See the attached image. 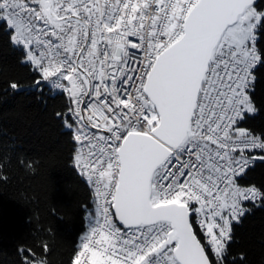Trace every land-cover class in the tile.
Wrapping results in <instances>:
<instances>
[{
  "label": "snow or ice",
  "instance_id": "6c2138e0",
  "mask_svg": "<svg viewBox=\"0 0 264 264\" xmlns=\"http://www.w3.org/2000/svg\"><path fill=\"white\" fill-rule=\"evenodd\" d=\"M261 27L256 0H0V28L67 93L73 166L94 187L71 264H237L233 224L264 207V187L239 183L264 161V132L240 126Z\"/></svg>",
  "mask_w": 264,
  "mask_h": 264
},
{
  "label": "trees",
  "instance_id": "16d2710c",
  "mask_svg": "<svg viewBox=\"0 0 264 264\" xmlns=\"http://www.w3.org/2000/svg\"><path fill=\"white\" fill-rule=\"evenodd\" d=\"M256 35L257 47L264 49V27ZM24 58L22 46L0 28V264H24L25 256L30 264H71L92 207L91 190L73 166L76 145L61 115L66 97L49 89ZM254 75L256 111L240 126L260 133L264 65ZM239 183L264 187V161L256 160ZM229 251L237 264L241 258L243 264H264V207H252L233 224Z\"/></svg>",
  "mask_w": 264,
  "mask_h": 264
},
{
  "label": "built area",
  "instance_id": "2783aa9c",
  "mask_svg": "<svg viewBox=\"0 0 264 264\" xmlns=\"http://www.w3.org/2000/svg\"><path fill=\"white\" fill-rule=\"evenodd\" d=\"M100 3H104V0H100ZM129 39L132 40V41H135L136 38H135V37H131V38H129ZM32 68H34V67L32 66ZM53 81H54V78H53L52 80L48 81V82H45V81H43V82H44V83H45L50 89H52V90H54V91H56V92H58V93H61V94H63V95L66 97V99H67V103H68V104H67V108H66V114H67L68 108L70 107V103H69L68 95H67V93L63 92L61 89H54V88L52 87V83H53ZM65 83H66V82H65ZM76 147H77V146H76ZM77 170H78V172H79V169H77ZM79 174H80V172H79ZM80 175H81V174H80ZM81 177L86 181V183H87L89 189L91 190V202H92V207L87 211V213H86L85 216H84V223H85V227H86V229H85L84 234L81 235V236L78 238L79 248H80V244H81L82 237L88 232V229H89V225H90L89 212H90V210H92V209L94 208V196H95L93 185L90 184V183L87 181V179H86L85 177H83L82 175H81Z\"/></svg>",
  "mask_w": 264,
  "mask_h": 264
},
{
  "label": "rangeland",
  "instance_id": "374dc122",
  "mask_svg": "<svg viewBox=\"0 0 264 264\" xmlns=\"http://www.w3.org/2000/svg\"><path fill=\"white\" fill-rule=\"evenodd\" d=\"M16 45V44H15ZM24 50V49H23ZM26 50H24V52H25ZM24 61L26 62V57L24 58ZM28 63V62H27ZM28 64H30V63H28ZM36 264H41V263H36Z\"/></svg>",
  "mask_w": 264,
  "mask_h": 264
},
{
  "label": "water",
  "instance_id": "95a60500",
  "mask_svg": "<svg viewBox=\"0 0 264 264\" xmlns=\"http://www.w3.org/2000/svg\"><path fill=\"white\" fill-rule=\"evenodd\" d=\"M258 2V0H256V3Z\"/></svg>",
  "mask_w": 264,
  "mask_h": 264
},
{
  "label": "bare ground",
  "instance_id": "6f19581e",
  "mask_svg": "<svg viewBox=\"0 0 264 264\" xmlns=\"http://www.w3.org/2000/svg\"><path fill=\"white\" fill-rule=\"evenodd\" d=\"M83 234V233H82Z\"/></svg>",
  "mask_w": 264,
  "mask_h": 264
}]
</instances>
